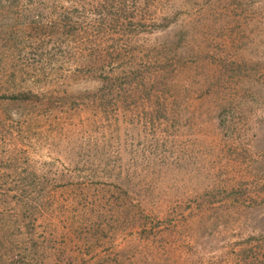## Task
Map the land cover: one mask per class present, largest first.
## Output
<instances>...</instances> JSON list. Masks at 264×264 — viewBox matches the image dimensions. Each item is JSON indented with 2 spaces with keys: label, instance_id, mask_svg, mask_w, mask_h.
Wrapping results in <instances>:
<instances>
[{
  "label": "rangeland",
  "instance_id": "obj_1",
  "mask_svg": "<svg viewBox=\"0 0 264 264\" xmlns=\"http://www.w3.org/2000/svg\"><path fill=\"white\" fill-rule=\"evenodd\" d=\"M49 2H0V264H264V0Z\"/></svg>",
  "mask_w": 264,
  "mask_h": 264
},
{
  "label": "trees",
  "instance_id": "obj_2",
  "mask_svg": "<svg viewBox=\"0 0 264 264\" xmlns=\"http://www.w3.org/2000/svg\"><path fill=\"white\" fill-rule=\"evenodd\" d=\"M49 1L48 0H43V2L47 3V4L51 3ZM0 2H1V0H0ZM72 8H73V6H72ZM64 11L67 14L70 10L66 8V9H64ZM30 13H31L32 17H28L27 10L23 9V7H21L18 11H16V16L14 17V20L21 22L20 26H22L23 23H27L28 21H30V23H35L37 26H41V25L43 26V9L37 8L36 15H35V11H33V13H32L31 10H30ZM66 14L61 13L60 19L58 20L59 22L63 23L64 25H65L64 21L66 19H68ZM59 27H60V23L54 22L53 25H52V32L54 30H58ZM56 35H57V38L60 37L59 33L50 34V36H56ZM26 96L27 95H25L23 93V94H19V95H12V98H15V99H17V98L26 99Z\"/></svg>",
  "mask_w": 264,
  "mask_h": 264
}]
</instances>
